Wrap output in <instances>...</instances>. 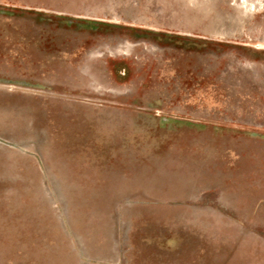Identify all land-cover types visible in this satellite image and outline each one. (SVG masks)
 Segmentation results:
<instances>
[{
    "label": "rangeland",
    "instance_id": "obj_1",
    "mask_svg": "<svg viewBox=\"0 0 264 264\" xmlns=\"http://www.w3.org/2000/svg\"><path fill=\"white\" fill-rule=\"evenodd\" d=\"M232 4L0 0V264H264V47Z\"/></svg>",
    "mask_w": 264,
    "mask_h": 264
},
{
    "label": "bare ground",
    "instance_id": "obj_2",
    "mask_svg": "<svg viewBox=\"0 0 264 264\" xmlns=\"http://www.w3.org/2000/svg\"><path fill=\"white\" fill-rule=\"evenodd\" d=\"M176 1H180V0H176ZM229 2L233 3L232 6L224 5L223 7L227 9L229 13H234V15H238V17H241V20L246 22L247 26H251L250 28L254 29L255 33L262 36L258 38V41L255 44H258L259 47L263 48L264 47V39H263V36H264V0H229ZM187 4H189V2ZM206 22L207 21H205V23ZM240 24L238 23V25Z\"/></svg>",
    "mask_w": 264,
    "mask_h": 264
}]
</instances>
